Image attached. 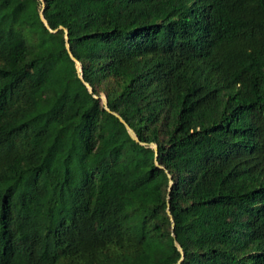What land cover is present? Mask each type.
Masks as SVG:
<instances>
[{
	"label": "trees",
	"instance_id": "16d2710c",
	"mask_svg": "<svg viewBox=\"0 0 264 264\" xmlns=\"http://www.w3.org/2000/svg\"><path fill=\"white\" fill-rule=\"evenodd\" d=\"M0 264H264V0H0Z\"/></svg>",
	"mask_w": 264,
	"mask_h": 264
},
{
	"label": "water",
	"instance_id": "95a60500",
	"mask_svg": "<svg viewBox=\"0 0 264 264\" xmlns=\"http://www.w3.org/2000/svg\"><path fill=\"white\" fill-rule=\"evenodd\" d=\"M42 1H44V0H42ZM40 16H41V19L43 20V22L46 24V26H47L49 29H51L50 26H49V24H48V21L46 20V18H45V16H44V8L42 9V11H41V13H40ZM60 28H64V27L61 26ZM64 29H65V33H66V34H65V37H66V46H67V48H68L69 54H70L71 57L76 61V65H77V68H78V71H79V74H80L79 76H80V78L83 79L81 62H80V61L74 56V54L72 53V51H71V47H70V43H69V33H68V29H67V28H64ZM51 31L55 32V31H58V29H56V30H52V29H51ZM85 84H86L87 87L89 88V91H90V92H93V88H92V86H91L88 82H86V81H85ZM100 98L102 99L103 103L105 104V107H106L109 111H111V110L109 109V106H108V99H107V97H106L105 95H101ZM113 113H114L116 116H118L122 122H124V123L126 124L128 130H129V133H130V135L132 136V138H134L136 141H138V142L144 144L143 142L140 141V139H139V137L137 136L136 132H135V131L129 126V124H127V123L125 122V120H124L123 118L120 117V115H119L118 113H116V112H113ZM150 146L153 147V148L156 150V152L158 153V145H157L156 143H152V144H150ZM172 183H173V182L171 181V184H172ZM169 213H170V212H169ZM171 217H172V215H171ZM172 221H173V226H174V225H175V222H174L173 218H172ZM173 236L176 238V235H175L174 233H173ZM176 245L179 247V249L181 250L182 254L184 255V252H183L182 246H181L179 243H176Z\"/></svg>",
	"mask_w": 264,
	"mask_h": 264
}]
</instances>
